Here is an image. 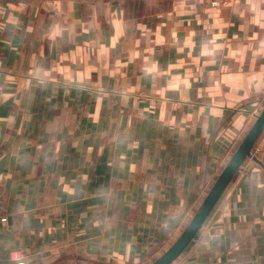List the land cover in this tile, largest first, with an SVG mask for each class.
<instances>
[{
    "label": "crops",
    "instance_id": "obj_1",
    "mask_svg": "<svg viewBox=\"0 0 264 264\" xmlns=\"http://www.w3.org/2000/svg\"><path fill=\"white\" fill-rule=\"evenodd\" d=\"M161 3L0 0V264H151L264 109V0ZM251 152L171 264H264Z\"/></svg>",
    "mask_w": 264,
    "mask_h": 264
},
{
    "label": "water",
    "instance_id": "obj_2",
    "mask_svg": "<svg viewBox=\"0 0 264 264\" xmlns=\"http://www.w3.org/2000/svg\"><path fill=\"white\" fill-rule=\"evenodd\" d=\"M264 129V109L257 117L249 132L233 154L228 165L210 191L200 210L179 239L152 264H171L191 243L201 229L209 214L223 195L225 189L247 157L252 156V148Z\"/></svg>",
    "mask_w": 264,
    "mask_h": 264
},
{
    "label": "built area",
    "instance_id": "obj_3",
    "mask_svg": "<svg viewBox=\"0 0 264 264\" xmlns=\"http://www.w3.org/2000/svg\"><path fill=\"white\" fill-rule=\"evenodd\" d=\"M181 1H197V0H181ZM208 2H210L213 6H218L220 5L223 0H206ZM258 117V115L255 116V119ZM7 220L6 217L2 218V221L5 222Z\"/></svg>",
    "mask_w": 264,
    "mask_h": 264
},
{
    "label": "rangeland",
    "instance_id": "obj_4",
    "mask_svg": "<svg viewBox=\"0 0 264 264\" xmlns=\"http://www.w3.org/2000/svg\"><path fill=\"white\" fill-rule=\"evenodd\" d=\"M164 2H166L167 4H169L170 3V0H162V6L164 5ZM162 255V254H161ZM157 259V258H156ZM156 259H154L152 262H151V264L156 260Z\"/></svg>",
    "mask_w": 264,
    "mask_h": 264
}]
</instances>
